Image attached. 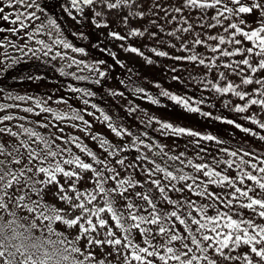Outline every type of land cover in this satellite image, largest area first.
Segmentation results:
<instances>
[{
  "label": "snow or ice",
  "instance_id": "6c2138e0",
  "mask_svg": "<svg viewBox=\"0 0 264 264\" xmlns=\"http://www.w3.org/2000/svg\"><path fill=\"white\" fill-rule=\"evenodd\" d=\"M81 5L92 6L94 17L119 10L121 23H127L133 16L143 19L145 13L156 17L152 23L159 19L165 23L180 20L181 27L167 33L180 40V51L202 45L218 55L208 63L198 54L174 59L198 62L209 70L216 67L228 70L240 77V84L228 81L219 86L210 81L211 87L217 93L232 94L244 101L243 105L235 106L236 112L243 113L252 105L264 109V0H179L175 6L162 0H71L72 8L82 11ZM17 6L24 11L16 14ZM39 7L34 0H8L7 4L0 0V20L19 24V29H23L28 26L24 20L37 18L34 11L28 10ZM97 7L100 11H95ZM6 8L14 11L6 12ZM125 8L129 9L127 13ZM194 13L199 15L190 22L188 16ZM205 17L214 23H206ZM248 17L256 18L255 27L249 25ZM108 26L106 21L96 22V27ZM216 27H221L224 35H205L201 39L197 33L191 46L185 37L178 35ZM19 29L8 30L17 33ZM4 30L0 27V31ZM109 34L117 40L125 39L116 32ZM130 35L142 36L144 32L134 29ZM150 35L156 37L157 32ZM207 41L216 43L208 45ZM222 45L235 47L222 48ZM63 46L71 47L68 43ZM126 51L143 55L135 47ZM153 51L157 56L168 55ZM235 56L241 59L216 62ZM219 79L227 80L225 72L219 73ZM253 84L256 87L250 90H239ZM162 95L189 112L199 111L178 96L168 92ZM36 107L40 112H52L41 107L39 101ZM23 111L34 110L28 107ZM247 118L264 129V123L251 116ZM12 119L11 115L0 117V125H4L0 127V264H264V156L225 148L221 149L225 153L223 160L213 158L211 163H194L182 159L183 153L169 155L160 148L152 157L138 154L130 160L120 154L134 147L137 140L148 152L153 151V146L139 138L131 144L114 146L99 134L92 135V140L98 141L106 153L101 157L79 137L55 132L44 135L37 131V127H56L63 133L59 122L83 121L78 114L52 113V121L57 123L36 121V127L22 123L16 126L17 131L4 123ZM104 120L109 117L104 116ZM108 128L116 137L132 135L111 123ZM162 129L199 136L167 123L162 124ZM241 130L250 132L247 128ZM3 136L11 139L3 140ZM259 139L264 140V136ZM73 147L90 162L74 153ZM135 150L140 152L139 148ZM185 168H191L192 173H186ZM129 169L131 173L125 177L123 173ZM89 173L92 187L81 189L80 181ZM141 174L144 179L138 178Z\"/></svg>",
  "mask_w": 264,
  "mask_h": 264
},
{
  "label": "trees",
  "instance_id": "16d2710c",
  "mask_svg": "<svg viewBox=\"0 0 264 264\" xmlns=\"http://www.w3.org/2000/svg\"><path fill=\"white\" fill-rule=\"evenodd\" d=\"M7 2L8 0H4L5 4ZM34 3L40 7L28 11H34L37 18L24 20L28 25L26 28L19 29V24L12 25L0 20V27L5 29L0 31V117L13 116L11 121L4 123L17 131L16 126L22 123L36 127V121H52V113L66 116L78 114L88 125L80 120H65L59 122L63 133L56 127H37V131L44 135L55 132L66 137H79L83 144L101 157L106 153L99 147L98 141L92 140V135L99 134L114 146L131 144L136 138L153 146V151L148 152L137 140L134 147L120 154L130 160L138 154L152 157L160 148L169 155H180V150L173 146L174 141L170 143L177 138V134L162 129L164 123L177 127L174 125L175 120L162 117L150 109L154 104L153 100H161L157 99L162 96L161 92L156 91L147 73L146 79L144 78L136 64L127 58H110L106 47L93 35L88 7L81 5L82 11L74 9L71 0H34ZM13 11L6 8V12ZM20 11L24 9L17 6L15 13L19 14ZM13 27L19 31L13 33L8 30ZM63 43H68L71 47L65 48ZM74 48L82 51H73ZM101 72L104 73L103 76L100 75ZM182 86L186 88L189 100L195 101L198 97L197 89ZM18 96L25 99H15ZM37 101L41 107L50 108L52 112H40L36 107ZM7 105L11 107H4ZM28 107L34 111H23ZM104 116H108L109 120L105 121ZM20 117L27 119L21 120ZM109 123L126 129L132 135L116 137L108 128ZM73 124L76 127H72ZM2 139L10 140L11 137L3 136ZM234 146L229 150H239H234ZM136 148L140 149L139 153ZM243 148L241 152H251L247 144H243ZM72 151L90 162L75 147ZM182 159L186 160L184 156ZM184 171L192 173L193 170L185 168ZM89 175L91 174H86L85 179L80 181L81 189L92 187L88 182ZM144 178L141 174L140 179ZM60 180L61 183L64 182L62 177Z\"/></svg>",
  "mask_w": 264,
  "mask_h": 264
},
{
  "label": "rangeland",
  "instance_id": "374dc122",
  "mask_svg": "<svg viewBox=\"0 0 264 264\" xmlns=\"http://www.w3.org/2000/svg\"><path fill=\"white\" fill-rule=\"evenodd\" d=\"M162 2L175 6L179 3V0H162ZM87 7L92 20L93 35L102 46L106 47L111 59L127 58L138 66L145 79L146 73L148 74L156 91H160L161 95L163 92H168L170 95L186 100L190 107L199 109L198 112H189L182 105L171 100L169 96L164 95L159 96L157 99L161 100L152 104L150 108L152 111L161 114L162 117L175 120V126L199 134V136L177 134V138L170 141V143L174 141L173 146L184 154L186 160L191 159L194 163H211L213 158L223 160L225 153L221 149H230L236 144L239 146H234V150H243V144H247L251 152L264 156V140L259 139L260 136H264V129H260L257 124H253L247 118L251 116L253 119L264 123V109L259 105H252L243 113L236 112L234 110L235 106L237 104L243 105L245 102L240 101L232 94L217 93L209 83L211 81L219 86H224L228 81H231L234 84H240V77L231 74L222 67L209 70L198 62L174 59L177 56L198 54L208 63L210 58L218 55L210 52L208 47L202 45L195 46L187 52L180 51V40L167 34L174 28L181 27L182 22L180 20L173 23H165L164 19H159L156 23H152V21L156 20V17L151 13H145L143 19L133 16L129 18L127 23H121L118 19L119 10L106 11L104 15L94 17L93 7ZM95 11H100V9L97 7ZM128 11L129 9H124L125 13ZM169 11L175 14L174 8H169ZM185 15H187V10ZM198 15V13H194L192 16H188L189 21L194 22ZM204 19L206 23H214V21L208 20L207 17ZM247 19L249 25L255 27L254 21L256 18L248 17ZM94 21L102 24L106 21L109 26L96 27V22ZM224 23L226 24L227 22ZM134 29L144 32V35H130ZM110 32H116L125 37V39L117 40L109 34ZM151 32H157V36H151ZM197 33L200 34L199 38L201 39H204L205 35H224L221 27L197 28L191 35L187 33H178V35L185 37L187 43L191 46L192 39ZM237 38L239 39L240 37ZM215 43L216 41H207L208 45H214ZM129 47L137 48L143 55L126 51ZM221 47L231 49L235 45H222ZM153 49L166 52L168 55L157 56ZM239 59H241L239 56L223 57L216 62L219 64L238 61ZM149 60L151 63H149ZM220 72H225L227 80L219 79ZM182 85L197 89L198 97L195 98V101L189 100L186 88ZM253 87H256V85L241 86L239 90H250ZM205 113L208 115H204ZM227 121H233V123H228ZM237 124L241 127L237 128ZM243 128L250 129V132L242 131L241 129ZM252 133H257V135H252ZM203 136H213L215 139H200ZM131 171L129 169L128 172H124V176L127 177Z\"/></svg>",
  "mask_w": 264,
  "mask_h": 264
}]
</instances>
